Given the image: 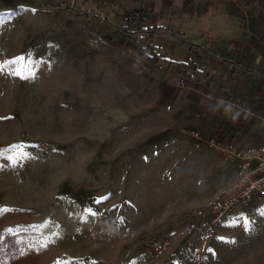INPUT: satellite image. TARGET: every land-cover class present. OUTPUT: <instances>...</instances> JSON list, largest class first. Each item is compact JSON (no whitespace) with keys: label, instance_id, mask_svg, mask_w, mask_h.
<instances>
[{"label":"rangeland","instance_id":"obj_1","mask_svg":"<svg viewBox=\"0 0 264 264\" xmlns=\"http://www.w3.org/2000/svg\"><path fill=\"white\" fill-rule=\"evenodd\" d=\"M90 2L0 0V63L23 58L0 71V264H264L262 202L199 259L150 250L219 182L183 136H138L125 97L139 73L122 57L136 51L81 11Z\"/></svg>","mask_w":264,"mask_h":264},{"label":"crops","instance_id":"obj_2","mask_svg":"<svg viewBox=\"0 0 264 264\" xmlns=\"http://www.w3.org/2000/svg\"><path fill=\"white\" fill-rule=\"evenodd\" d=\"M81 11L136 51L122 57L139 73L137 95L125 97L138 136H183L185 149L215 170L219 187L209 197L232 184L241 160L189 133L239 150L264 144V0H91ZM128 12L142 21L125 20ZM164 132L172 135L154 140Z\"/></svg>","mask_w":264,"mask_h":264},{"label":"built area","instance_id":"obj_3","mask_svg":"<svg viewBox=\"0 0 264 264\" xmlns=\"http://www.w3.org/2000/svg\"><path fill=\"white\" fill-rule=\"evenodd\" d=\"M244 113L249 115L248 111ZM189 134L198 144L225 151L242 164L236 180L191 210L185 217V224L169 229L160 239L148 240L150 250L157 256L180 255L199 259L219 235L229 214L239 207L264 203V144L239 150L225 140L205 137L200 131L193 130Z\"/></svg>","mask_w":264,"mask_h":264},{"label":"trees","instance_id":"obj_4","mask_svg":"<svg viewBox=\"0 0 264 264\" xmlns=\"http://www.w3.org/2000/svg\"><path fill=\"white\" fill-rule=\"evenodd\" d=\"M125 20L131 22V23H140L142 21L141 19V14L139 12H128L124 15ZM170 136V132H164L159 134L157 137L154 138V140H162L166 139ZM63 192L64 193H69L70 189L67 184H64L63 186Z\"/></svg>","mask_w":264,"mask_h":264},{"label":"snow or ice","instance_id":"obj_5","mask_svg":"<svg viewBox=\"0 0 264 264\" xmlns=\"http://www.w3.org/2000/svg\"><path fill=\"white\" fill-rule=\"evenodd\" d=\"M22 59L23 58H17V59H15L13 61H7V62H4V63H0V71H3L10 64H16V63H18ZM13 74H15V75H21V73L19 71H15ZM0 154H2V153H0ZM21 155H24V153L21 152Z\"/></svg>","mask_w":264,"mask_h":264}]
</instances>
